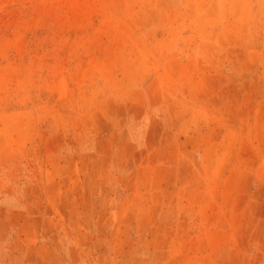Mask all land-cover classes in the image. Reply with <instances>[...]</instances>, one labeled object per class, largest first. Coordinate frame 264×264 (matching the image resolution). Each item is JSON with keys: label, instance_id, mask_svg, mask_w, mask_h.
<instances>
[{"label": "rangeland", "instance_id": "obj_1", "mask_svg": "<svg viewBox=\"0 0 264 264\" xmlns=\"http://www.w3.org/2000/svg\"><path fill=\"white\" fill-rule=\"evenodd\" d=\"M0 264H264V0H0Z\"/></svg>", "mask_w": 264, "mask_h": 264}]
</instances>
